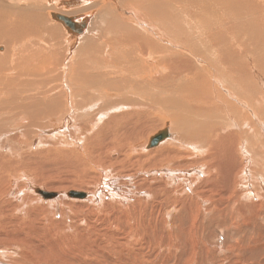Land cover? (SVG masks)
<instances>
[{"label":"bare ground","instance_id":"6f19581e","mask_svg":"<svg viewBox=\"0 0 264 264\" xmlns=\"http://www.w3.org/2000/svg\"><path fill=\"white\" fill-rule=\"evenodd\" d=\"M0 45V226L7 227L0 237H13L9 227L13 231L25 223L15 219L14 212L27 211L34 203L12 187L26 176H10L34 158L17 143L30 136V149L53 139L84 147L81 161L99 152L95 161H89L103 167L116 162L128 169L121 159L126 148L143 154V173L154 175L146 178V196L153 198L150 191L164 195L149 201L140 197L138 209L119 207L124 213L116 227L122 226V232H108L115 240L126 235L134 242L142 233L156 232L151 221L172 226L173 212L182 211L190 201L188 195L177 203L173 193L178 185L182 190L196 183L182 185L183 178L174 175L188 176V168L202 164L208 167L205 179L198 182L202 192L193 189L199 197L195 201L209 204L205 212L213 215L203 223L220 219L235 225L243 197L261 198L258 208L262 207L260 191L242 194L241 190L247 188L242 178L251 176L256 167L250 159L262 160L257 166L259 177L264 175V0H0ZM203 51L205 57H200ZM159 127L167 130L153 133ZM81 136L87 139L84 146ZM145 138V145L138 143ZM165 140L161 149L149 150ZM103 150L109 156L102 159ZM63 152L61 157L78 158L72 149ZM24 155L23 164L14 169V161ZM49 155L56 154L51 150ZM130 164L132 173L140 167ZM116 181L108 179L107 184L119 190L111 196L121 202L124 195ZM8 189L19 199L18 205L3 198ZM33 191L44 200L58 195L40 188ZM85 192L67 195L89 199ZM156 207L165 213H156ZM139 219L141 225H133ZM197 221L201 222L194 218L190 227ZM168 229L158 233L160 244L177 242ZM165 235L171 238L166 241ZM198 243L202 242L195 246ZM124 247L132 254L144 253L141 246L125 243ZM198 253L196 249L192 255Z\"/></svg>","mask_w":264,"mask_h":264},{"label":"rangeland","instance_id":"374dc122","mask_svg":"<svg viewBox=\"0 0 264 264\" xmlns=\"http://www.w3.org/2000/svg\"><path fill=\"white\" fill-rule=\"evenodd\" d=\"M200 53V57H205V51ZM256 79L257 77L253 76V82H255ZM162 129H165V127H159L153 133H157ZM69 134L72 133L70 132ZM151 134L148 136L150 137ZM58 137V140H61V137ZM62 139H64V137ZM81 139L83 140H80V143L84 146V142H86L87 139L84 136H81ZM138 141L139 144L145 145L146 138ZM166 142L167 140L155 148H149V150H159L166 144ZM17 143L18 145H24L25 155H34V158L28 160L27 168L19 166L23 164L22 159H25V155L23 158L19 157L16 162L14 161V169L19 166L17 168L19 171L17 173L13 172L10 176L14 178L17 176H26V179L16 180L17 187L13 185L12 187L21 193H25V197L30 200L33 199L34 203L32 202L33 204L29 205L30 208L27 207V211L24 209L25 212L23 210H16L14 212V218L25 219V223L23 222L15 225L13 231L12 228L9 227L13 237H0V264H210V262L212 264H264V203L261 208L259 207L260 209L258 208V204L262 200L261 198H258L259 201L253 198L254 201H252L251 199L243 197V199H245L240 208V216L236 215L235 211H231L230 208V212L235 214V225H233L232 222L229 223L228 220L222 221L220 219L215 223H211L210 220L205 221L204 223L202 222L203 219L211 218L213 216L212 213L205 212V208H207L209 204L202 205L198 204L197 200L195 201L196 196L198 197V192H202L199 189L198 182L205 179V171L208 164H202V166H195L192 168L190 167V169L188 168V170L191 171L190 174L185 177L184 172L179 176L173 174L177 178H183L181 180L182 185H188L189 182L193 183L196 181L195 185L188 186L182 190L180 189V185H178V190H175L173 193V199L177 203L181 204L182 202H185L187 199L186 197H189L188 195H190V201L186 203L187 205H185V208H183L182 211L180 210V212H177V210H175L173 212L176 219H174L172 226H170L171 222L169 224H166L167 222H165L167 226H164L161 225L162 223L157 224L154 221H151L149 226L152 229L156 228L155 225H157L158 228L156 232L150 230L147 233H142L141 236L138 235L139 237H134L133 242L128 240L127 238L129 236L126 235L124 237L122 236L123 239L117 240L110 236L108 237V232H122V226L116 227L118 222H120L118 219L120 216H123L124 213L119 207H123V210L132 207L138 209L139 205L137 199L140 197L144 196L143 200L144 198H147L149 201V199L163 197L164 195L162 193L158 194L155 193V191H150L153 198L146 196L149 192L147 189L148 187L145 184L146 178H153L154 175L151 177L147 173H143L145 167L143 166L142 153L134 154L126 148V151L121 153V159L126 160L128 169L122 170V164L120 165V163L116 162L111 165L107 164L104 167L103 165L93 163V161H95L100 155L99 152L96 153L93 158L91 155L89 156L93 161H89V158L81 161L80 153L84 151V147L70 146L64 140L57 141L56 139H53L47 142V146L43 144L42 146H37L36 148L34 147L31 149L29 148L31 147V136L29 138L23 137L18 140ZM135 143L133 144V147L135 146ZM71 149L73 152L77 153V159H75L76 157H71V155L67 158L64 154L61 157L62 151H64L63 153H67L71 151ZM51 150L56 155H59V157H55L56 155L51 157L49 155ZM105 151L106 150H103V152H101L102 154L100 157L102 159L104 156H109L108 154L104 155ZM250 161H252V165H256L252 170V175L247 178H242L241 175L238 174L239 178L241 177L243 179L247 187L244 188V190H241L243 192L242 194L245 193L244 191L249 190L252 192L251 194H258L260 191L262 195H264V175H260L259 177L261 169L260 164L257 166V163H259V161L261 163L262 160L254 162L250 159ZM130 162L140 166L135 173L131 172L132 166ZM183 162L188 164L189 160L184 159ZM68 163L71 166H69ZM29 164L31 166H29ZM198 168L200 169V172L197 170ZM180 171L182 170L178 171V169H174L173 172L180 173ZM167 174L173 176L171 175L170 170H167ZM198 176H200V178H198ZM129 177L130 179L127 180ZM113 178L115 181L117 180L116 182H118V186L122 189L120 195H124V199L121 202L116 200L117 198H112L111 196L117 194L119 191L116 192L114 187L107 184V180ZM141 180H143V182ZM105 182L107 185L104 186ZM175 185L176 184H174V186ZM32 186L33 188H31ZM122 186L124 188H122ZM195 187L198 188V192L196 193L193 191ZM35 188H40L47 192H56L59 196L57 195L54 199H58L56 201L54 199L44 200L33 191ZM10 190L12 191V189ZM10 190L8 189L7 192L4 193L3 198L13 200V202H16V205H18L19 199L14 196L15 194H11V192H9ZM70 191H86L85 193L88 194V198L89 196L90 198H69L67 194ZM130 196L132 197L130 198ZM91 198L96 200H92ZM115 205L120 206L117 207ZM155 212L165 213V209L163 207H156ZM166 215L167 217L170 216L168 211H166ZM161 217L163 216H160L159 218ZM196 217L201 222L197 221L195 224L196 227L194 226L191 228L190 225ZM115 220L117 221L114 224H110V221L112 222ZM160 221L162 222V220ZM103 224L108 228H103ZM138 224L141 225L140 219L133 225ZM216 226H219V229H217ZM179 228L183 229L181 234L178 232ZM166 229H168L167 231L170 230L169 233H173V238L177 240V242L172 241L169 242V244L159 243V237L157 235ZM6 230L7 227L0 226L1 234L5 233ZM208 230H210L211 233ZM124 234L126 233L124 232ZM14 235L16 236L14 237ZM168 236H170V234H168ZM143 237L144 239H142ZM164 237L167 238L165 239L166 241L171 238L166 235ZM197 242L202 243H198L195 246V243ZM125 243H128V245L132 244L133 247L135 245L137 247H143L144 253L139 256V254L136 255L128 252L129 248L124 247ZM137 243H140V245H137ZM203 245H205V247ZM203 248L204 250L201 252V249ZM214 248L217 250L216 252H214ZM196 249L199 250V253L196 255V257H199L198 260L192 255ZM208 249H211L214 253L211 252L207 254L205 251ZM191 255L192 257L190 258ZM155 258H157L158 261L157 259L155 261Z\"/></svg>","mask_w":264,"mask_h":264},{"label":"water","instance_id":"95a60500","mask_svg":"<svg viewBox=\"0 0 264 264\" xmlns=\"http://www.w3.org/2000/svg\"><path fill=\"white\" fill-rule=\"evenodd\" d=\"M48 197L51 196V194H46ZM70 196L71 197H78L79 195L78 194H75V193H70ZM81 196H84L83 194Z\"/></svg>","mask_w":264,"mask_h":264}]
</instances>
